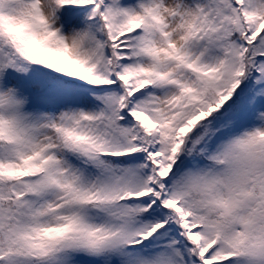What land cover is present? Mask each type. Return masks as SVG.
I'll use <instances>...</instances> for the list:
<instances>
[{
    "label": "snow or ice",
    "instance_id": "snow-or-ice-1",
    "mask_svg": "<svg viewBox=\"0 0 264 264\" xmlns=\"http://www.w3.org/2000/svg\"><path fill=\"white\" fill-rule=\"evenodd\" d=\"M0 264H264V0H0Z\"/></svg>",
    "mask_w": 264,
    "mask_h": 264
}]
</instances>
